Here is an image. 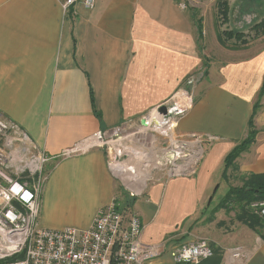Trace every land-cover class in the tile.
<instances>
[{
    "label": "crops",
    "instance_id": "0c3cea01",
    "mask_svg": "<svg viewBox=\"0 0 264 264\" xmlns=\"http://www.w3.org/2000/svg\"><path fill=\"white\" fill-rule=\"evenodd\" d=\"M63 2L0 0L1 115L50 157L97 131L140 130L137 150L150 160L140 163L143 189L126 205L140 217L142 241L172 247L206 238L215 254L200 264H264V238L232 217H218L223 208H216L219 200L211 203L221 180L229 187L224 157L246 136L257 100L255 141L236 163L240 176L264 173V93L258 95L264 45L231 59L212 58L204 68L192 14L179 0H94L91 8L78 1L66 10ZM180 95L188 97L187 107L167 131L200 135L204 147L191 175L167 176L154 163L159 131L140 119L157 115L160 105H175ZM108 160L105 147H93L48 161L38 225L85 229L100 208L113 198L119 202L117 192L128 191L119 189ZM55 189L65 195L47 213ZM62 203L74 207L76 217L57 219ZM243 225L248 231L234 243L230 234ZM235 248L244 257L233 258ZM149 264L173 262L164 253Z\"/></svg>",
    "mask_w": 264,
    "mask_h": 264
},
{
    "label": "built area",
    "instance_id": "2783aa9c",
    "mask_svg": "<svg viewBox=\"0 0 264 264\" xmlns=\"http://www.w3.org/2000/svg\"><path fill=\"white\" fill-rule=\"evenodd\" d=\"M78 1L88 8L94 5V0H64L63 9ZM184 100L174 102L183 104V111L167 116L157 112L158 119L168 126L174 117L185 111L187 103ZM157 115L152 113L144 118L151 121ZM144 127L156 129L150 124ZM139 135L140 130L126 126L109 133L97 131L50 157L15 121L0 113V264H149L164 253H168L173 264H200L212 256L206 238L172 247H167L165 241H142L139 215L121 208L123 206L116 198L97 211L88 228L38 225L39 194L45 180L43 169L53 158H66L93 147H105L112 173L130 196L138 194L144 187L138 176L140 163L148 164L150 160L145 161L146 154L137 150L135 141L141 142ZM201 140L200 135L192 134L171 141L155 157L156 167L167 176L191 175L202 156L204 143H200ZM248 206L264 217V199L251 201ZM231 256L242 258L244 253L235 248L231 250Z\"/></svg>",
    "mask_w": 264,
    "mask_h": 264
},
{
    "label": "rangeland",
    "instance_id": "374dc122",
    "mask_svg": "<svg viewBox=\"0 0 264 264\" xmlns=\"http://www.w3.org/2000/svg\"><path fill=\"white\" fill-rule=\"evenodd\" d=\"M181 4L192 14L193 23L195 25V31L197 32L199 50L201 54V60L204 68H206L207 62L212 58L220 59H231L235 55L251 51L253 49L260 48L264 45V32L263 26L260 24L264 20V0H179ZM218 1H225L226 4L220 7ZM222 10H225V13ZM242 33L243 36L240 40H237L235 36L230 37L227 33ZM222 37L223 41L219 40ZM219 52L224 56L220 57ZM199 78L198 72L193 75L192 81H196ZM186 95H180L178 100L187 99ZM167 127V125H164ZM172 129V127H171ZM170 129V130H171ZM167 132V131H166ZM174 134V132H173ZM160 137L161 148L166 147L170 142L171 138L163 133H155ZM175 139L180 140L185 137H179L174 134ZM51 164L47 163L44 167V175L49 172ZM159 170V169H157ZM158 172H162L159 170ZM240 174L237 171L228 170V184L238 185L240 183ZM225 181L221 180L218 189H216L211 203L214 204L225 193L227 186H224ZM121 188H124L122 184H119ZM47 197V193L44 194ZM64 191L57 192L56 189L51 193L48 202L46 203V210L53 208L57 201H61L64 197ZM117 196L120 202L121 208H126V211H130L129 206L131 196L124 191H118ZM233 205L229 204L223 208L218 217H232L233 221L236 220V211ZM43 211V210H42ZM45 211V209H44ZM75 208L70 204L62 203L58 206L56 218L61 221H66L76 217ZM223 214V216H222ZM39 223V217H38ZM41 224V223H40ZM42 225V224H41ZM243 229V230H242ZM248 229L246 226H242L241 229L234 230L233 237L234 243L240 242L243 237L241 236L242 231ZM248 231V230H246ZM253 231V230H252ZM259 235H264V229L258 228ZM254 232V231H253ZM249 233V232H248ZM200 237H203L200 235Z\"/></svg>",
    "mask_w": 264,
    "mask_h": 264
},
{
    "label": "trees",
    "instance_id": "16d2710c",
    "mask_svg": "<svg viewBox=\"0 0 264 264\" xmlns=\"http://www.w3.org/2000/svg\"><path fill=\"white\" fill-rule=\"evenodd\" d=\"M226 4L225 1H218V5ZM225 13V10H222V13ZM263 26L264 32V20L260 22ZM230 37L235 36L237 40H240L243 36L242 33H232L228 31L227 33ZM219 40L223 41L222 37H219ZM264 93V79L259 90V98ZM260 108V103L257 100L253 104L252 113L248 119L247 123V134L246 136L236 143L233 148L226 154L224 157V175L228 177V170L232 171L238 170V165L236 159L239 155L245 151L254 141L257 134V129L254 124V117L257 114L258 109ZM238 172V171H237ZM241 184L238 185H229L227 191L223 197L219 200L216 208H225L227 205L231 204L236 208V219L242 224L246 225L248 228L254 232H258V228L264 229V217H260L255 214L249 208V203L254 200L264 199V173H250L247 175L240 176ZM261 238H264V235H259ZM213 254H215V249L211 247Z\"/></svg>",
    "mask_w": 264,
    "mask_h": 264
},
{
    "label": "water",
    "instance_id": "95a60500",
    "mask_svg": "<svg viewBox=\"0 0 264 264\" xmlns=\"http://www.w3.org/2000/svg\"><path fill=\"white\" fill-rule=\"evenodd\" d=\"M184 109V105L183 104H175V105H172V106H166V105H160L158 108H157V112L161 115H164V116H167V115H175V114H178L180 113L181 111H183ZM158 119L156 117H153L151 119V121H147L144 117H142L140 119V123L141 125L143 126H148V124L154 126V125H158Z\"/></svg>",
    "mask_w": 264,
    "mask_h": 264
},
{
    "label": "bare ground",
    "instance_id": "6f19581e",
    "mask_svg": "<svg viewBox=\"0 0 264 264\" xmlns=\"http://www.w3.org/2000/svg\"><path fill=\"white\" fill-rule=\"evenodd\" d=\"M154 113H156L157 114V111H154ZM158 119V118H157ZM158 125H154V127L156 128V130H158V131H160V132H162L163 134H166V135H168L171 139H173L174 138V134L172 133V132H168L167 130L168 129H170L171 127H170V124H171V122L169 123V125L166 127V128H164V123H162V121L161 120H159L158 119ZM167 131V132H166ZM141 172V170L139 171V173ZM124 176H126V175H124Z\"/></svg>",
    "mask_w": 264,
    "mask_h": 264
}]
</instances>
